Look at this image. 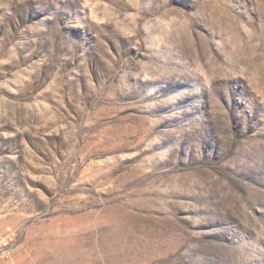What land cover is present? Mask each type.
I'll use <instances>...</instances> for the list:
<instances>
[{"label": "rangeland", "instance_id": "rangeland-1", "mask_svg": "<svg viewBox=\"0 0 264 264\" xmlns=\"http://www.w3.org/2000/svg\"><path fill=\"white\" fill-rule=\"evenodd\" d=\"M17 264H264V0H0V239Z\"/></svg>", "mask_w": 264, "mask_h": 264}, {"label": "built area", "instance_id": "built-area-1", "mask_svg": "<svg viewBox=\"0 0 264 264\" xmlns=\"http://www.w3.org/2000/svg\"><path fill=\"white\" fill-rule=\"evenodd\" d=\"M17 233L10 231L0 239V264H17L14 258Z\"/></svg>", "mask_w": 264, "mask_h": 264}]
</instances>
